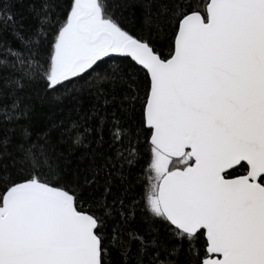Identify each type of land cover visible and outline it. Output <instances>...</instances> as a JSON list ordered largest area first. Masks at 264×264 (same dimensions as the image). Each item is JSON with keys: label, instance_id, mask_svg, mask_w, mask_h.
I'll return each instance as SVG.
<instances>
[{"label": "snow or ice", "instance_id": "6c2138e0", "mask_svg": "<svg viewBox=\"0 0 264 264\" xmlns=\"http://www.w3.org/2000/svg\"><path fill=\"white\" fill-rule=\"evenodd\" d=\"M180 15L170 59L125 31L103 0H74L46 71L13 55L23 78L45 72L50 89L112 53L143 66L148 208L181 239L206 232L200 264H264V0H208L203 14ZM237 167L246 175L229 178ZM98 227L69 191L36 176L13 183L0 194V264H103Z\"/></svg>", "mask_w": 264, "mask_h": 264}, {"label": "trees", "instance_id": "16d2710c", "mask_svg": "<svg viewBox=\"0 0 264 264\" xmlns=\"http://www.w3.org/2000/svg\"><path fill=\"white\" fill-rule=\"evenodd\" d=\"M103 2L125 31L167 59L181 11L203 14L208 0ZM73 4L0 0V194L32 176L72 193L79 210L99 220L103 264H200L207 255L204 231L191 242L181 239L148 208L147 72L128 57L111 56L54 89L45 72L23 78L13 53L46 71ZM245 171L237 167L230 177Z\"/></svg>", "mask_w": 264, "mask_h": 264}, {"label": "water", "instance_id": "95a60500", "mask_svg": "<svg viewBox=\"0 0 264 264\" xmlns=\"http://www.w3.org/2000/svg\"><path fill=\"white\" fill-rule=\"evenodd\" d=\"M180 22V21H179ZM178 30H179V24H178V28H177V32H178ZM177 32H176V34H177ZM175 38H176V35H175V37H174V43H173V52H174V50H175ZM172 52V53H173ZM172 55V54H171ZM111 56H124V55H122V54H118V53H112V54H109V56H107V57H111ZM124 57H127V56H124ZM128 58H130L133 62H135L139 67H141V68H143L146 72H147V74H148V76H149V81H150V84H149V91H148V95H147V99H146V102H145V106H144V118H145V125H146V127H147V129H149L150 130V143H151V145H152V141H151V137H152V129L150 128V126L146 123V106H147V101H148V98H149V93H150V89H151V78H150V74L148 73V71L143 67V66H141L140 64H138L135 60H133L131 57H128ZM171 58V56L170 57H168L167 59H170ZM153 146V145H152ZM246 175V174H245ZM233 178H235V177H233ZM51 186V185H50ZM52 187H54V186H52ZM58 188V187H57ZM89 214V213H88ZM204 235H205V238H206V232H204ZM206 240H207V238H206ZM206 248H207V246H206Z\"/></svg>", "mask_w": 264, "mask_h": 264}, {"label": "flooded vegetation", "instance_id": "af4514ba", "mask_svg": "<svg viewBox=\"0 0 264 264\" xmlns=\"http://www.w3.org/2000/svg\"><path fill=\"white\" fill-rule=\"evenodd\" d=\"M246 172H247V169H246V171H245L243 174H241V175H236V176H234V177L243 176V175L246 174ZM229 178H233V177H229Z\"/></svg>", "mask_w": 264, "mask_h": 264}, {"label": "rangeland", "instance_id": "374dc122", "mask_svg": "<svg viewBox=\"0 0 264 264\" xmlns=\"http://www.w3.org/2000/svg\"><path fill=\"white\" fill-rule=\"evenodd\" d=\"M152 160H153V153H152ZM152 164V163H151ZM152 170V169H151ZM152 178H154V176H155V173H154V171L152 170Z\"/></svg>", "mask_w": 264, "mask_h": 264}]
</instances>
